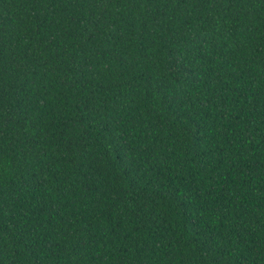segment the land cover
I'll return each instance as SVG.
<instances>
[{
  "label": "trees",
  "instance_id": "16d2710c",
  "mask_svg": "<svg viewBox=\"0 0 264 264\" xmlns=\"http://www.w3.org/2000/svg\"><path fill=\"white\" fill-rule=\"evenodd\" d=\"M0 264H264V0H0Z\"/></svg>",
  "mask_w": 264,
  "mask_h": 264
}]
</instances>
